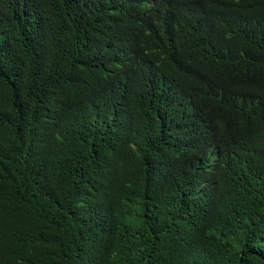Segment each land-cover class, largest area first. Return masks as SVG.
<instances>
[{"label":"trees","instance_id":"trees-1","mask_svg":"<svg viewBox=\"0 0 264 264\" xmlns=\"http://www.w3.org/2000/svg\"><path fill=\"white\" fill-rule=\"evenodd\" d=\"M0 264H264V0H0Z\"/></svg>","mask_w":264,"mask_h":264}]
</instances>
